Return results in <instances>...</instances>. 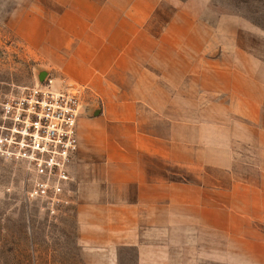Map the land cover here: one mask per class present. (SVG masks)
Returning a JSON list of instances; mask_svg holds the SVG:
<instances>
[{
	"label": "crops",
	"instance_id": "obj_1",
	"mask_svg": "<svg viewBox=\"0 0 264 264\" xmlns=\"http://www.w3.org/2000/svg\"><path fill=\"white\" fill-rule=\"evenodd\" d=\"M45 4L25 41L80 89L82 264H264V55L240 22L224 47L207 2Z\"/></svg>",
	"mask_w": 264,
	"mask_h": 264
},
{
	"label": "rangeland",
	"instance_id": "obj_2",
	"mask_svg": "<svg viewBox=\"0 0 264 264\" xmlns=\"http://www.w3.org/2000/svg\"><path fill=\"white\" fill-rule=\"evenodd\" d=\"M205 2L209 21H226L220 34L224 47L232 36L230 25L240 22L241 46L264 55V0H188L194 10ZM42 5L45 0H0V98L33 86L46 76H41L43 72L52 76L25 41L36 25L31 14ZM28 188L23 166L0 156V264H82L74 233L72 187L68 204L54 214L40 200L28 199ZM230 256L225 251V259Z\"/></svg>",
	"mask_w": 264,
	"mask_h": 264
},
{
	"label": "built area",
	"instance_id": "obj_3",
	"mask_svg": "<svg viewBox=\"0 0 264 264\" xmlns=\"http://www.w3.org/2000/svg\"><path fill=\"white\" fill-rule=\"evenodd\" d=\"M81 106L80 89L50 75L0 98V156L23 166L26 197L50 214L68 204Z\"/></svg>",
	"mask_w": 264,
	"mask_h": 264
}]
</instances>
